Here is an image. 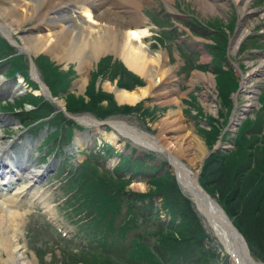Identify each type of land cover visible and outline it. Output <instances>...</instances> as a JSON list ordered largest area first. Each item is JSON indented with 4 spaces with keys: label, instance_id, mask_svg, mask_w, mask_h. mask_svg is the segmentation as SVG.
<instances>
[{
    "label": "rangeland",
    "instance_id": "374dc122",
    "mask_svg": "<svg viewBox=\"0 0 264 264\" xmlns=\"http://www.w3.org/2000/svg\"><path fill=\"white\" fill-rule=\"evenodd\" d=\"M3 1L4 3H7V0H1L2 4H4ZM113 1L114 0H102V2H104V6L105 3L106 6H112ZM89 2H92V4L87 3V6L91 12V18H88V16L84 12H79L78 14L82 21L88 19L90 23L92 22V24H94L95 20H93V17L98 10L97 3L101 2V0H89ZM240 3L236 4L235 0H142L136 6L137 9H131L127 4L120 2L118 6H122V8H120V11L124 12H120L121 14L119 15L120 17H123L124 20L128 19V15L131 14V12L135 10L138 11V14H140L141 17V21L134 27H147L150 33L147 37L144 38V42L148 45L150 51L154 52L156 50H160L164 53V59L161 63V69H167L165 75L160 80L158 79L159 81L156 83V85H153V83L151 84L146 98L142 99L140 101V104H138L136 107L133 106L134 104L130 103L119 105L114 96H112L109 90L105 88L106 83L110 84L111 86L118 85L119 83L121 84L119 85L120 87L132 89V86L137 82L136 79L127 78V76H131L134 72L129 71V67H125V65L121 61V58L115 51L105 54L97 61L95 59V61L92 60L86 63V73L84 74L86 83L84 84L83 88L79 87L78 83H76V81L80 78V75L78 73L77 63L75 60L58 61L57 59L52 58L49 54L40 52L38 53L39 56L37 57V63L40 67V69H38V73L40 74L39 76L45 77L48 84L55 87V90L53 88L51 89L53 92H55V96L57 97L56 99L57 101L59 100L58 103L60 102L63 104L67 102V105H84L85 111H90L89 113H91L92 116L99 119H104L103 117L105 116L106 119L125 120L131 125H135L142 131L149 132L154 136H158V141L163 146H168L176 152V149H179L181 153H177L179 154V160L177 162L184 163L185 167L195 173L199 180L203 171L204 163L206 161L204 160L203 162V158L207 150L211 147H216L217 145L220 151H225L222 153L229 155L227 159H231V155L235 156L238 154L236 153V150L232 148L228 149L229 141L232 140L233 136L234 142V137L236 136V134L242 131H246L245 133H247L249 139L247 138L245 146L251 145L252 133L250 134V131H248L249 128L250 130H255L258 135V137H253L254 139L257 138L255 141H253V143L258 142L260 144L259 147H255L254 149H252L253 155L255 157L263 156L262 158H264V137L261 135L264 132V107H262V103H264V76L262 77V74L258 75L257 72L253 76L252 80H248L246 84L242 86L244 90H248L250 86H254L258 88V95L261 94L260 96L257 95V102L251 107V110L253 109V114L251 115L250 112L247 113L248 115L245 114L247 115V117H255V122L252 123L253 119L250 118L244 121L243 125L241 126V122L240 124L239 122L234 123V114H232V121L230 120L228 128L224 130L223 127L224 123L226 122L225 119L229 114H231L232 108L230 109V101L228 96L222 95L219 92L217 94L215 93V91H217L218 89V84L215 81L214 74L208 69L210 66V55L204 46L205 43L211 42L212 40L210 38V32L212 31V29L206 25L208 22H212V25L213 23L220 22L221 26L225 27L223 28V32L226 34V36V31L230 32L228 34L229 38H233V36L235 35V31L237 29V26H239V22H245L248 28L251 27L250 29H253V32L256 33L255 36H258L259 38L261 36L264 37V32L260 33V31L264 29V15H260L261 11L253 13L254 10H260L261 8L264 10V0H251L249 3V8L252 11V15L243 16L241 18H239L241 10H238L237 8ZM55 4L56 7H59V10L62 9L64 13L68 9H70L71 5H78L75 4L72 0H56ZM212 5L218 7V12L212 11ZM47 6L51 8L50 4L45 3L46 8ZM178 11L183 12L184 16L178 15L177 17V15L175 14H178ZM66 18L67 17H65L64 19ZM33 22V18L29 21L27 20L25 23H23L19 31H14L11 27L12 35L17 39L19 43H22L20 34L24 33V31L30 32L31 27L33 26ZM63 22L65 23L66 21L63 20ZM259 38L250 37L248 40L243 38L242 42L239 44V46H237L238 49L234 50L235 52L230 51L231 61L239 62L238 57L240 54L245 51L249 52L253 49L264 53V44L261 43ZM258 47L262 48L260 49ZM86 48L88 50L86 51L85 49V53L89 51V48ZM230 49L231 48H229V50ZM7 51L8 49H5L3 51V54H6ZM38 54L34 55L37 56ZM252 54L248 55V57L251 56V58L248 59L252 63L245 66L246 72L251 68L257 69L260 65L261 59L256 54L254 56H252ZM191 61L196 64H198L197 62H201L208 67H206L204 71H197L196 69L189 70ZM10 62L11 66L7 73L9 77H11V75H13L15 71L22 74L25 73V63L27 62L26 55H23V58L21 56H15L12 60H10ZM224 63L227 64V62L225 61ZM224 63L222 61H218L216 62V66L218 68H221L225 66ZM0 72L4 73L3 65L0 66ZM133 75H135L137 79H139V84H136L138 85H135L136 87L144 88L145 85L147 86V84H150V81H148L150 79H145L141 75H138L136 73H134ZM235 79L238 80V83H242V79L239 77V75L238 79ZM213 80L215 81V87L213 86ZM160 84L165 85L164 90H162L163 88L159 89ZM32 92L35 95L37 94L34 90H32ZM103 94H107L108 98L105 97L102 100H98V98H96L95 96L98 95L100 97H103ZM20 95L23 96L25 94ZM20 95H14L13 98L3 97L0 95V100H6L5 102L1 103L2 106L0 107L9 109L10 105L8 103H12L13 100H15L16 102L18 101L16 107H22V105H20L22 103L24 106V100H29L30 97L26 95L21 97ZM18 96L20 97L19 99H17ZM222 97L227 101H221ZM219 100L221 106L223 107L221 112ZM95 101L98 103H95ZM245 103V92H239L237 95L236 104L234 105V109L241 108ZM115 106L119 108L117 110H114ZM81 109L83 110V108ZM195 109L201 111L202 116H198L197 118H195ZM171 110L172 112H170ZM47 111L49 112L50 109H48ZM86 113L87 112H84L83 114ZM167 117H170V119L173 120L175 117H178L179 121L176 123L173 122V124L169 127L166 126L164 131L159 134L160 129L158 123L166 120ZM203 117L208 119V121L212 124L209 126H206L205 124L202 128L197 126L198 124H201ZM58 118L60 117L55 116V119ZM14 122L15 123H11L4 127V133H8L10 136L19 135L21 143L26 142V144H28L29 151L27 154L28 156H32V161L35 158L32 163L35 164L36 168H40L42 162H45L44 160H47L50 157L57 159L58 157L56 156L55 150H58L61 153L66 152L65 156L63 157L65 164L57 172L59 176H51V174L55 173L57 167L56 166L52 173L46 174L45 177L39 181V184L41 185L43 190L42 194L46 197V200L50 202V205H52L54 214L52 216L54 217L56 224H53L52 219H50L48 215L43 212L42 208H40L39 205L32 202L33 198H30L29 195H27V197L22 196L17 201V203L21 204L17 208V210L23 213V219L20 221V224L22 225V232L17 237V244H19V246H24L25 248V258L28 260V262L25 264H84V261H88V263H91L95 262L96 260H101L105 257H110L113 262H126L127 257H125L124 255V257H120L118 251L120 249L122 250V248H127V250H129L133 247L131 245V240L128 239V235L124 239L122 238L123 244L121 245V248L118 246L117 241H114L111 246H107L106 248H104L105 251L107 250L109 252H114V256L104 255L105 253L103 254V257H100L102 255H93L90 253H75L72 255H68L62 250L60 251V248L63 247L65 243L63 240L59 239V234L61 236L65 234V236L68 238L73 237V242L76 246L79 245L81 247L83 245H87V242H84L81 239V229H76L75 227V225L77 224L75 222L76 217H69L70 213L65 212L64 209L58 206V204L60 203V199H62L63 193L65 192L61 190L62 185H59L58 179H61L62 177H64L65 173H68L66 168L68 169L70 167L69 165L71 164L72 160L75 159V155L78 156L79 161L85 160V162L83 161V163H85L86 165H93L88 159H86V151L82 149L84 147L89 148L94 143H96L94 147H102L101 140L106 141L105 139L109 137L107 135H110L111 133H113L116 138H120L124 141L123 145L120 143L122 154L129 153V151L132 149L131 147H135L139 150L136 155L130 157L131 162H129L128 167L123 166L122 160L119 162L121 173H131L130 167L132 166L136 170H139V172H143V174L133 176L130 181L126 182V189L131 190L132 192L137 193L138 191H145L148 186L145 185L144 181L140 179L145 177L149 178V175L154 173L148 166H146L145 163V165H143L139 164L138 162H133L132 160L147 159L148 161H150L151 159L146 155L147 153L154 152L153 154L157 158L167 162V153L161 150L160 152L154 151L144 146L138 145L131 139L121 135L118 131H116L109 125L98 126L97 128L95 126L80 125L82 126L81 128H73L72 131H74L76 134H88L87 143L78 145V151L70 152L72 144H70V146H65L66 142L56 143L54 138L50 140L49 146H46V148L40 151L43 143L42 139L47 134L46 133L44 136H42L43 127L30 134L22 129L18 120ZM179 124L182 125V127L177 128V125ZM17 126L19 128H16ZM61 128V134L68 135V133L70 132V127L68 126ZM223 130L229 132L227 133L228 135L226 139L223 141H217L221 135L224 136ZM185 133H187L185 138L182 137V139H179L174 137L175 135L181 136ZM95 134H97V136H95ZM168 140L170 142H178V144L171 145V147L167 143L169 142ZM189 140L193 141L191 145H188ZM126 144L129 145V147H127ZM119 146L118 148H120ZM47 149L51 154L54 155L50 156L46 152ZM44 150L46 152L45 156L42 155ZM67 152L73 154V158L69 159V157H67ZM78 152L80 153V156ZM196 154L197 156L195 157ZM120 157L121 154L118 157H114L113 160L109 159L108 164L112 166L114 164V161H116L115 163H117ZM253 159L256 163H258L257 159ZM253 165L257 164L253 162ZM260 167L261 174L259 175V177L253 179L244 191V194L248 198L256 199L259 195V192H261V188L259 185L264 183V163ZM96 169L99 172H103L105 179H107L109 182H123L122 180H119L116 172H110V169L108 168L104 167ZM172 173L173 171L170 170V173L167 176H162L161 178L157 179V182L155 180L153 186V183H149L150 188L153 189V193L158 194V197L155 198H157V201H159L161 193H166V196H168L169 198V202L174 201V203H176L179 200L182 203L187 202L185 200V192L183 191V193L180 186L177 185ZM156 183L159 184V187H154L155 185H157ZM17 184L18 187L21 186V183L19 181H17ZM62 189L65 190L64 188ZM77 189H84L81 182L78 185L74 183L69 187H66V190L68 192H72ZM211 191L213 192V196L218 199L219 195L213 190ZM220 191L223 192L222 187H220ZM14 198L15 195L12 192H7L3 195H0V199L12 200ZM159 203L160 205H164L161 200L159 201ZM220 203L229 214L230 218L233 221V224L241 228V231L245 235L247 245L254 260H256V262L259 264H264V237L258 236L256 232L253 231V229L249 230L241 215L235 212L236 210H242L241 208L236 207L235 205H232L231 208H226V206H228V203ZM174 208H183V204L174 205ZM176 213L180 214V212ZM180 217V223L174 225L173 229L171 230V234L176 239H181V241L169 243L171 244L170 247L172 248V252L168 256L165 255L163 258L160 257V261L162 263L168 264L169 262L171 264H181V262H177V260L183 257L185 255V252L188 251L190 254H192L190 255V257H187V264H192L194 260L198 258L196 257L197 254L204 253V251L202 250L197 251L193 245H188L190 240L185 236H187L189 229H192V223L193 225L198 226H195L196 230H198L199 228L201 229V233L205 238L203 241H201V245L199 241V245H196V247L198 249L200 247H203L205 249L207 246H210L218 250L217 246L219 245V243L215 239V236L212 234L210 229L205 225V222L202 218H200L199 221V217L196 216L195 221H193L188 220L187 218H185L184 220V217ZM149 223H153V221H150ZM133 232L135 233V231ZM107 237L109 238L108 240H105L106 244L113 241L111 237H113V239L117 238L114 233L113 235H109ZM188 246H190V248H188ZM0 252L2 255V257L0 258L5 259V253L2 251ZM211 252L212 251L210 250L208 254L213 258H211L209 261H206L204 259L205 264H219L220 258L218 257V252L215 250L214 255H212ZM75 256L80 257V260L72 258ZM221 257L223 256L221 255ZM133 259L135 260L136 257H134ZM221 262L223 261L221 260L220 264Z\"/></svg>",
    "mask_w": 264,
    "mask_h": 264
},
{
    "label": "bare ground",
    "instance_id": "6f19581e",
    "mask_svg": "<svg viewBox=\"0 0 264 264\" xmlns=\"http://www.w3.org/2000/svg\"><path fill=\"white\" fill-rule=\"evenodd\" d=\"M55 1L56 0H7V3L3 1L4 4H2L0 0V31L6 33L13 39L11 27L14 31H19L23 23L33 18L34 22L30 32L24 31V33L20 34L22 43H19V47L23 49L29 57L31 55L32 60L36 58L34 54L40 52L47 53L58 61L75 60L80 75L76 83H78L81 88H83L86 83L84 77L86 73V63L92 60L95 61V59L97 61L105 54L115 51L126 66L133 72L141 75L145 79H150L148 80L150 84L147 87L136 90L116 88L106 83L105 88L109 91L112 90L114 97L119 103H134L138 101L141 97L148 94L152 83L156 85L165 75L167 69H161L164 53L160 50L154 52L149 50L148 45L143 40L144 37H147L149 34L147 27H134L141 21L138 11L135 10L131 12L126 20L119 15L124 12L120 11V8H122V6H118L120 2L134 9L142 0H114L112 6H106V3L104 6V2L101 0V2L97 3L98 10L95 13V18L93 17V20H95L94 24H92V22L90 23L88 19L82 21L78 14L79 12H84L88 18H91V12L87 3L92 4V2H89V0H72L78 5H71L70 9L65 13L62 9L59 10V7H56ZM237 1L240 3L241 0ZM45 3L50 4L51 8H49V6L46 8ZM239 6L240 10L248 8L247 3L243 1L238 5V8ZM217 8V6L212 5V11L218 12ZM241 14H243V11H241ZM65 17L67 18L64 19ZM63 20L66 22L64 23ZM237 28V34L247 31L244 22H241ZM238 38L239 36H237L235 42ZM86 47L89 48V54L88 52L85 53V49L86 51L88 50ZM252 72L254 73L255 71L252 70ZM32 73L33 77L36 78V72L32 71ZM253 73L248 76L243 75V82L247 79H251L254 75ZM0 79L3 80L2 77H0ZM164 86L165 85L160 84L159 89L163 88L162 90H164ZM7 90L8 94L13 91V89ZM255 90L256 88H252L250 90L251 92L246 93L247 103L244 105V108L234 116V121L238 122L241 116L245 114L244 111H247L255 104ZM36 92H43V90H37ZM51 100L59 105V108L64 107V103H58L59 100L57 101L53 98H51ZM170 112H172V110ZM77 120L83 125H85V123L86 125H91L90 122L94 123L95 126L98 125L96 123L97 121L92 119L89 115L80 116ZM10 121L11 119L8 117L0 118V127H4V125ZM178 121V117H175L174 120L167 117L166 120L158 123L160 129L159 134L164 131L166 126L169 127L173 122L176 123ZM108 124L119 133L141 146L156 148L157 142L160 143L158 141V136H147V134H144L138 127L131 125L125 120H109ZM180 127H182V125H177V128ZM111 135H113V133H111ZM186 135L187 133L181 136L175 135L174 137L182 139V137L185 138ZM108 139L113 141V136L108 137ZM12 142L14 141L5 139L3 130L0 128V195L5 190V187L12 183L13 179L20 177L23 182V175H26L28 181L24 182L22 187L16 188V198L12 200L0 199V251L4 252V257H6L5 259L0 258V264H25L28 262L25 258V248L17 244V237L22 232L20 221L23 219V213L17 210V206L14 205L13 202H16L19 196L26 197L29 195L30 198H38L33 202H37L48 214L53 215V208L52 205L50 206L47 202L46 198L41 196V192L38 191L40 187L33 184L34 181H37L44 174H47L48 165L45 164L41 168L30 166L27 162V155H23V150L28 153L29 147L24 145V148H22L23 150L21 149L22 153H20L15 149V142ZM85 143L86 137L82 136L80 138L78 135L75 137V145ZM167 143L169 146L178 144V142L174 141H169ZM188 143V145H191L193 141L189 140ZM160 150L168 153L171 163L178 160V156L181 153L179 149H176L179 154L174 153L172 148L168 146ZM196 156L197 154L195 157ZM177 174L179 177L180 173L177 172ZM182 183L184 185L187 184L186 180H182ZM183 184L182 186L185 187ZM196 200L203 213L205 224L215 238L221 241L225 250L231 251L235 249L237 247L236 231L230 221L226 219L221 208L206 197L202 198L198 196ZM0 257H2L1 252ZM235 261L237 264V258Z\"/></svg>",
    "mask_w": 264,
    "mask_h": 264
},
{
    "label": "trees",
    "instance_id": "16d2710c",
    "mask_svg": "<svg viewBox=\"0 0 264 264\" xmlns=\"http://www.w3.org/2000/svg\"><path fill=\"white\" fill-rule=\"evenodd\" d=\"M233 85L234 83L232 78L229 79L225 76L220 77V88L222 92H227L230 88H233ZM95 96L98 98V100H102L105 97L108 98L107 94H103V97L98 95ZM95 103L98 102L95 101ZM67 106L71 111L82 110L81 108L84 110L85 108L84 105L78 104ZM118 108L119 107L115 106L114 110H117ZM247 138L248 136L245 132L242 131L239 133L237 145L234 149L238 155H231V159H227L229 155L224 153H214L210 155L204 163L199 182L210 194L213 195L211 190L216 192L219 195L218 200L220 202L226 204L228 203L226 208H231L232 205L241 208L242 210H236L235 212L241 215L249 230L253 229V231L256 232L258 236L264 237V183L259 185L261 192H259V195L256 199L248 198L244 194L248 184L253 179L258 178L261 174L260 166L264 163V158H262L263 156L255 157L253 155L252 149L260 146L258 142L253 143V141H255L257 138H252V144L245 146ZM253 158L257 159L258 163H256ZM88 160L93 165H86L83 163L76 171V175L74 177V182H76L77 185L80 183L82 178L86 180V187L83 190V198L79 203V206L83 207L89 212V214L93 215L94 220L101 227V237L103 239L109 236L110 232L114 233L116 236H121L125 228L127 230L128 228L133 227V225L128 224L131 223L136 226L139 220V216L133 212H131V215L127 216L126 218L120 217L121 213H119V209L121 204L130 203L129 196L126 192H124V186L127 180L117 176L119 180L123 181L122 183L109 182L107 179H105L104 173L99 172L96 169L97 167L94 162V158L90 157ZM253 162L257 165H253ZM156 179L158 178H153L152 180ZM156 184L157 185L155 186L159 187V184ZM220 187L223 188V192L220 191ZM163 194L166 203L170 208H172V210L182 213L181 215L184 217V220L187 218L188 220L195 221L196 215L192 210L188 200L185 199L187 202L184 203H182L180 200L176 203H174V201L169 202V198L166 196V193ZM115 200H117V204L114 206L113 201ZM178 204H183V208L175 209L174 205ZM113 207L116 208V212L114 214L110 212ZM115 218L120 222L116 227H114ZM195 226L198 227L192 223V229H189L187 236L184 235L190 241H195L204 237V235L201 233V229L199 228L196 230ZM239 229L241 231V228ZM144 233L146 232L144 231ZM153 235L155 239L159 241V243L156 245L154 243L150 245L144 241L143 243L139 244V251L136 252L137 254L139 252H143V254L134 256L136 257L135 260L127 257L126 262L120 263L113 262L110 257H105L101 260H96L94 264H164L160 261V257L163 258L165 255L168 256L171 254L172 248L170 247L171 244L169 243L180 242L181 239L178 240L173 237L170 229L166 231L163 229H158ZM190 241L188 245H191ZM103 242L105 243L104 240ZM103 247L105 246L103 245ZM153 248L159 253L157 254L154 252L152 250ZM188 248H190V246H188ZM185 253H188V251ZM104 255L114 256L107 250ZM104 255L100 257H103ZM200 255L201 257H198L196 260H194L192 264H205L204 259L207 261L211 258L210 255H208V251L205 249L204 253H201ZM181 258L184 260L182 264L187 263V257Z\"/></svg>",
    "mask_w": 264,
    "mask_h": 264
}]
</instances>
